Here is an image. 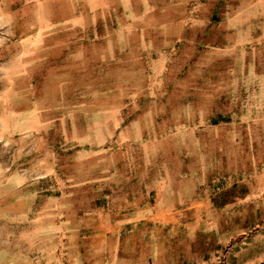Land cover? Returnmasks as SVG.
<instances>
[{
    "label": "crops",
    "instance_id": "0c3cea01",
    "mask_svg": "<svg viewBox=\"0 0 264 264\" xmlns=\"http://www.w3.org/2000/svg\"><path fill=\"white\" fill-rule=\"evenodd\" d=\"M143 1L0 0V217L29 228L24 253L0 251V264H216L209 254L226 245L232 264L264 261V160L251 159L244 174L233 167L259 147L244 138L264 123H241L224 94L209 112L197 108L203 95L183 97L191 106L182 114L161 107L167 94L121 89L132 64L137 78L154 64L148 55L162 52L166 62L174 49L153 43L139 21L112 25L114 13L144 16ZM223 3L200 1L208 12L192 52L208 43L240 49L264 36V0L227 14ZM172 109L179 118L166 123ZM73 170L83 176L65 182Z\"/></svg>",
    "mask_w": 264,
    "mask_h": 264
},
{
    "label": "rangeland",
    "instance_id": "374dc122",
    "mask_svg": "<svg viewBox=\"0 0 264 264\" xmlns=\"http://www.w3.org/2000/svg\"><path fill=\"white\" fill-rule=\"evenodd\" d=\"M115 1L116 0H113L112 5L115 4ZM200 1L201 0H144L143 2L137 3V6L139 3L143 4L144 16H138L137 18H135V16H128L126 9L124 10L127 13L126 15L116 17L114 13L115 18H111L112 25L117 24L119 26V23H121L123 27H135V24L139 21L141 25L145 26L149 34H152L149 35V38L155 41L153 43H156L158 46L167 45L174 48L168 56L169 60L166 62L163 60L165 54L162 52L148 55L152 56L153 60H155L154 64L152 65L149 62L144 70L145 73L142 74L138 72L140 69V67H138L137 73L139 74L137 78L133 76L135 64H132L127 70L129 81L123 83L121 89L127 92H141L146 94H156L160 92L167 94L169 98L160 104L162 105L161 107L171 108L175 107V104L182 114L183 110L186 109L185 107H188V111L190 108L189 106H191L190 103L187 102L189 99L184 101L183 97L188 95H203L202 99L199 96L200 106L197 108H201L204 112L207 110L209 112L215 108L216 98L224 94V102L227 100L229 105L232 104L233 101L234 107H237L239 111L242 112L239 117L242 121L241 123L247 124L249 128L252 129L256 124L264 123V36H260L251 46H241L240 49L233 48L231 44L221 45L220 43L213 46L208 43V45L204 46L203 51L199 53L192 52L194 48L193 45H190L191 40L196 34H199L201 23H203L204 20L202 15L208 12L205 6L200 5ZM234 1L235 0H224L221 11L224 12V14L236 11L239 7L248 5L250 0H245L241 4L234 3ZM123 2L125 3V1ZM123 5L125 8V4ZM258 5L261 6V4H256V6ZM156 12L165 18L170 15L171 18L162 19L160 18L161 16L156 17ZM200 18H202V20ZM97 25L101 27V29L104 27L107 31L108 23L105 21L97 20L95 21V26L97 27ZM184 29L191 30V35L188 34L189 37H187L190 39L188 41L181 35ZM173 33H175L176 41H171L169 39L170 34ZM226 39H230V37L226 36ZM148 44H150V39ZM144 45L146 47V41ZM253 62L255 63V68L251 67ZM163 65L164 68H161ZM116 71V68H112L113 75L116 74ZM254 73L257 77L254 76ZM241 77L243 79L242 83ZM133 98L126 101V109H128V111L137 108L138 101L135 100V96ZM173 99H176V101ZM191 100L192 102L196 101V99ZM110 102H117L115 105H112L115 107H119L120 105V101L117 98ZM185 102H187L188 105L185 106ZM151 103L153 108V106H155L153 105L155 101ZM193 106L195 107V105ZM115 107L111 108V122L113 125H118L119 110ZM173 112L174 109H172L165 118L166 123L179 118L174 116ZM106 113L109 114V112ZM131 117L134 118V116H129L128 120H130ZM143 119L147 122L149 116L145 115ZM255 129L254 131L248 132V136L244 138V140L246 146L247 143L252 144L254 141L255 145H259V147L250 149V151H252L250 159L241 163H239L240 161L235 163L233 167L238 168L235 170L237 174L248 172L245 168L249 167L251 159H256L258 161L264 160V131H255ZM166 132L168 133L170 130ZM226 146H228L227 143H225V147ZM243 148H245L244 144ZM98 162L99 160L96 162V166H94L97 170L102 167ZM72 165L70 163V167ZM84 165L85 166H77L76 164L75 169H90L88 164ZM259 166L261 168L263 164L260 163ZM73 167L74 166H72V168ZM76 170L69 171L68 174H66L67 179H65V182L72 183L75 180L74 177L76 178V182L79 181L80 177L83 176L80 174L83 173L79 171L76 172ZM95 173L98 174L102 172L98 171ZM232 177L233 176H230L228 178L231 179ZM104 182L105 180H96L91 184L101 189L105 186ZM113 183L118 184L117 181ZM17 219L20 218L18 217ZM28 230L29 228L23 220L17 223L15 217H0V251L4 253L5 256L8 255L7 257H9L14 254L13 252H15L14 249L16 247L19 248L17 253L23 254L24 248H27L26 242L28 238L26 240L25 238L26 235H28ZM226 246L221 247L217 253L213 251L209 254V256L213 258V260H211L213 263L232 264L231 258L225 257L226 252L230 251V248ZM214 255L219 256V258L215 259L213 257ZM262 263H264V261L256 260L250 262V264Z\"/></svg>",
    "mask_w": 264,
    "mask_h": 264
},
{
    "label": "trees",
    "instance_id": "16d2710c",
    "mask_svg": "<svg viewBox=\"0 0 264 264\" xmlns=\"http://www.w3.org/2000/svg\"><path fill=\"white\" fill-rule=\"evenodd\" d=\"M211 122H212L213 124H215V123L218 122V120H212ZM92 169H93V168H90V169H88V170H90V172H92ZM95 170H97V168L94 167V171H95ZM98 202H101V201H98ZM80 213H81V214H84L82 211H80Z\"/></svg>",
    "mask_w": 264,
    "mask_h": 264
},
{
    "label": "built area",
    "instance_id": "2783aa9c",
    "mask_svg": "<svg viewBox=\"0 0 264 264\" xmlns=\"http://www.w3.org/2000/svg\"><path fill=\"white\" fill-rule=\"evenodd\" d=\"M214 183H217L218 179L217 178H213L212 180ZM220 189V187H215V190L218 191Z\"/></svg>",
    "mask_w": 264,
    "mask_h": 264
}]
</instances>
